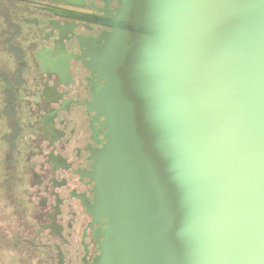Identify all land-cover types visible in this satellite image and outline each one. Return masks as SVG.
Instances as JSON below:
<instances>
[{"label":"water","instance_id":"obj_1","mask_svg":"<svg viewBox=\"0 0 264 264\" xmlns=\"http://www.w3.org/2000/svg\"><path fill=\"white\" fill-rule=\"evenodd\" d=\"M122 1L93 63L94 264H264V0Z\"/></svg>","mask_w":264,"mask_h":264},{"label":"flooded vegetation","instance_id":"obj_2","mask_svg":"<svg viewBox=\"0 0 264 264\" xmlns=\"http://www.w3.org/2000/svg\"><path fill=\"white\" fill-rule=\"evenodd\" d=\"M8 1L14 11L10 32L22 36L11 37L22 49L15 58L22 72L2 68L15 103L11 115L8 100L0 105V171H14L18 183L9 187L3 178L0 193L11 190L18 196L15 211L27 212L16 232H24L20 243L31 247L27 252L37 264L41 248L45 264H94L106 218L92 210L91 170L108 127L93 103L105 81L93 63L123 1ZM10 32L3 34L6 43Z\"/></svg>","mask_w":264,"mask_h":264},{"label":"rangeland","instance_id":"obj_3","mask_svg":"<svg viewBox=\"0 0 264 264\" xmlns=\"http://www.w3.org/2000/svg\"><path fill=\"white\" fill-rule=\"evenodd\" d=\"M12 3L13 2L0 0V8L1 6H4L5 9H3V11L0 10V42L2 41L1 34L6 29L8 33L11 27L12 20H14V18L12 17V13L14 12L12 10ZM8 25L10 27H8ZM12 36L16 37L17 39L18 37H22L21 35H18V33L14 36V33L10 32V37ZM0 50V54L3 57L2 65L5 67V69L7 67L10 71V69L15 68V62L11 60V58H13L14 56L12 55V57L11 55H6L5 47L2 43H0ZM2 65L0 66L2 67ZM6 103V98L0 97V105ZM2 122L3 124H1V126L4 130L6 129V124L4 123L5 121ZM5 132L6 135H9L8 131ZM2 145H5L4 142ZM5 177L8 178L9 187L11 186V184H14L15 187L17 186L18 181L14 171L9 170L5 174L3 173V171H0V190L1 186H4L2 180ZM6 190L7 189L5 188L4 195H1L0 193V264H37L35 256H29V253L27 252V249H31V247H27V245H24V243L22 244V242L20 243L21 235H23L24 232H21L19 234H17L16 232V228H19L21 220L24 217L28 216L27 212H25V215H21L19 211H15V206L19 205V203L15 204V200L18 196L11 190ZM27 225L28 223L24 224V229L27 228ZM38 258V264H45V261L48 259L46 252L42 248L39 251Z\"/></svg>","mask_w":264,"mask_h":264},{"label":"trees","instance_id":"obj_4","mask_svg":"<svg viewBox=\"0 0 264 264\" xmlns=\"http://www.w3.org/2000/svg\"><path fill=\"white\" fill-rule=\"evenodd\" d=\"M3 9H4V6L2 7L1 6V8H0V10L1 11H3ZM5 10V9H4ZM1 15H3V14H1ZM11 25H13V22L11 23ZM8 27H9V25H8ZM10 30H11V28H10ZM10 30L8 31V33L10 32ZM7 33V29L1 34V37H2V41L0 42V43H2L3 44V46L5 47V51H6V55H13L12 57L13 58H11V60H13L14 62H16V60H15V58H17V57H19V56H21L22 55V49L20 48V47H17V46H15V45H13L11 42H12V39H11V37L10 36H8V40H9V42H7L6 43V41H5V39H4V35L5 34H8ZM4 34V35H3ZM8 48V49H7ZM1 51V50H0ZM1 53V52H0ZM10 58V57H9ZM2 62H3V57H2V55L0 54V65H2ZM4 66L2 65V67L0 66V97H3V98H6V100H8V115H11L12 114V107H13V105H14V103L15 102H13V97H12V91H13V93L15 94V92H14V89H10V88H8V87H5V80H4V78L2 77V68H3ZM15 68H13V69H10V71H9V69H8V71L10 72V73H12V72H14V73H19V72H22L21 70H18V68L16 67V66H14ZM4 69V68H3ZM24 73H25V70L23 71ZM23 82L24 83H26V80H23ZM5 91H6V93H5ZM4 105H7V103L6 104H2V106H4ZM11 122V118H9V123Z\"/></svg>","mask_w":264,"mask_h":264}]
</instances>
